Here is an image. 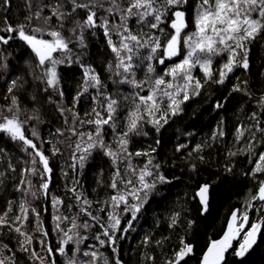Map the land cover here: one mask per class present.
Here are the masks:
<instances>
[{
	"label": "snow or ice",
	"instance_id": "obj_1",
	"mask_svg": "<svg viewBox=\"0 0 264 264\" xmlns=\"http://www.w3.org/2000/svg\"><path fill=\"white\" fill-rule=\"evenodd\" d=\"M4 4L8 0H3ZM107 3V7L105 4ZM189 0H127L126 5H122L120 0H56L55 4H41L39 10L35 13L36 19H41V14L45 9H50L49 15L43 16V21L48 24L55 18L59 23V28L31 27L30 24H20L13 27L5 21V27L0 29L9 35H0V43L8 45L12 40L22 42L30 50L32 59L25 61L24 71L32 76L34 81H39L44 85L42 91L58 94L61 100L64 97V91L61 88V76L58 67L61 65L71 66L77 64L82 70V84L77 95L73 97L74 104L79 102L89 89H95L96 94L92 96L93 102L103 100L99 104L101 110L92 109L91 113L85 115L94 116L93 119L80 120L78 113H73V122L79 124H90L94 126V131L77 132L75 127L70 131L73 135H78L80 141L76 143V152L81 153L77 156L73 154V160H79L80 167L92 155L94 150H100L110 158L115 168L109 187L113 194L104 201L111 210L107 211L108 225L103 229L100 235L107 237V240L101 239L100 235L96 237L101 246L106 243L109 246L116 245L115 232L120 230L121 215L118 210L124 214H130L131 219L127 222V227L123 228L127 232L132 227V222L137 219V214L141 212L145 204L157 188V183H168L170 181L159 172L160 165L154 164L152 153L156 151L151 148L145 151L129 152L128 144L132 134H141L140 129L145 124H150L157 132L168 123L171 116L182 111L181 105L188 101L192 96L200 94L204 84L208 82L224 84L229 75L239 67L244 70L249 68L250 45L259 39H264V0H197L192 23L194 30L186 32L189 27L187 12L185 6ZM78 10H84L86 16L83 20L76 18ZM103 10L106 16L98 15V11ZM109 17H118L116 23H112ZM135 18L136 23L140 25V30L134 31L129 27V21ZM26 19L30 22L33 16ZM71 24V27L65 28V22ZM165 28L170 31L166 32ZM101 29L113 60L106 65L105 71L109 73V79L114 84L128 85L133 91L125 95V101H131L132 107L127 112L124 127L125 130L117 133V118L120 109V100L107 93L105 85L96 69L85 64L81 55H76L73 59V50L70 44L74 42L79 48H87L85 42V31H91L96 35L95 30ZM147 29V31H145ZM65 31L70 35H65ZM15 35H11V34ZM117 39H113V37ZM164 37L163 41L161 37ZM48 37V38H45ZM59 53L60 55H55ZM183 56L179 62L168 65L162 75L156 74V65H165L166 61H172L173 58ZM215 57H225L220 67L214 68ZM0 63V68L8 69L7 58ZM145 71L144 79L137 78V71ZM199 69L203 73V82L198 79L193 70ZM239 79V78H237ZM27 80L22 75H17L10 79L7 86V94L4 99L9 100L10 104L0 106V133L7 134L13 141H21L32 150V164L42 167H32L25 169L21 173L19 184L15 190L22 194L18 204L19 214L9 217L13 212L12 205L14 201L8 202L7 210L0 214V228L7 227L10 232H15L24 240L20 241L21 250L29 252L26 244H31L32 237L28 235L25 228L29 213H35L39 220V213L31 207L26 197L30 194L37 196V191H33V185L29 175H38L42 183L39 191L42 195L49 194V183L52 169L49 166V158L44 154L42 148L25 135L24 125L28 120H39L38 115L27 116L21 119L23 110L20 108L19 97L14 94L17 90H23ZM246 85L247 81H242L233 85V92L246 90L241 87ZM146 92V94H141ZM33 100L35 96L31 97ZM50 103H56L48 96ZM222 105L217 104L219 108ZM264 108V104H262ZM57 111L64 115L65 109L57 104ZM255 121L252 126L256 132L264 134V127H261V121L257 112H253L249 117ZM67 123V118H65ZM108 126L115 135L117 149L114 150L111 144L105 142L104 129ZM57 133L63 135L59 129ZM251 133L255 139V132L249 127H238L236 130V142L245 136V133ZM147 135L146 132L142 133ZM223 136V131L219 132ZM31 136L37 140L40 139L39 133L35 128L31 130ZM216 138L213 134L212 139ZM159 143V141H157ZM83 145V146H82ZM180 147H184L181 145ZM177 148V151L180 150ZM26 149V150H27ZM255 145L248 143L246 148H240L229 152V156L248 154L249 162L254 163V167L245 175L258 180V188L255 194L250 195L246 208L241 211L236 209L232 212L228 222L227 229L220 239L210 240L206 251L203 253L200 264H226V254L231 250V255L236 257L241 264L260 244L264 238V151L258 154L254 151ZM201 145H197L195 151L200 152ZM59 152L58 148L53 147L52 154ZM133 157H146V162L142 167L133 165ZM255 157V160H252ZM201 161L203 156L198 157ZM126 165L122 172L119 164ZM76 167L75 164L72 165ZM191 171H196V165L192 164ZM227 172L232 168L227 167ZM74 183H78L75 181ZM73 193L74 199L81 203L79 214L89 217L91 220L100 223V217L93 215L89 210L91 202L77 193V189L72 187L68 189ZM212 194V184L205 182L197 186L192 194V199L197 200L201 214L206 213L209 208ZM253 201L260 202V219L255 222L250 220L249 210L254 208ZM53 207L62 205L63 200L53 197ZM100 212L105 208L101 207ZM78 214V215H79ZM179 214L171 218L170 227L177 224ZM56 231L60 233L59 246L55 251L61 255H67L66 248L70 244L77 247L73 251L72 258L66 261V264H97L99 259L96 251H85L82 254L90 257L89 260L80 262L75 256L80 251L78 245L87 237H82L80 229L87 230L90 225L87 220L83 223L78 222L77 216H56ZM193 221H189L191 227ZM61 225H64L62 227ZM39 227V224H38ZM111 230V231H110ZM47 236V233L44 232ZM41 241V244H44ZM157 243H160L159 241ZM182 245L174 252L173 258L166 261V264H181L185 257L193 252V246L181 239ZM7 248V245L3 246ZM47 252L52 255L53 249L47 247ZM113 253L117 252V247H112ZM31 259H36L44 264V257L40 256L34 249L31 251ZM148 259H154L148 257ZM0 264H17L12 256L0 255ZM52 264H55L53 260ZM105 264H108L105 258ZM115 264H121L119 258Z\"/></svg>",
	"mask_w": 264,
	"mask_h": 264
},
{
	"label": "trees",
	"instance_id": "obj_2",
	"mask_svg": "<svg viewBox=\"0 0 264 264\" xmlns=\"http://www.w3.org/2000/svg\"><path fill=\"white\" fill-rule=\"evenodd\" d=\"M55 2L56 0H8V3L4 4L3 0H0V29L5 27V21L13 27L20 24H30L31 27L59 28V23L55 18L48 24L43 21V16L49 15L50 9L44 10L41 19L35 18V13L41 4H55ZM126 2L127 0H120L122 5H126ZM196 3L197 0H189L185 6L189 24L186 32L189 33L194 30L192 20ZM105 6L107 7V3ZM74 15L83 20L86 12L78 10L77 14ZM98 15L106 16L107 13L99 10ZM28 16H33L30 22L26 19ZM109 19L112 23L118 21V17H109ZM68 27H71V24L66 21L65 28ZM129 27L137 32L140 30V25L136 23L135 18L129 21ZM165 31L170 30L165 28ZM95 32L96 35H92L91 31H85L87 48L81 49L75 42L70 44V48L73 50V59L76 55H81L82 61L92 65L100 74L102 82L107 85V93L120 100V109L116 121V132L119 133L125 130V118L132 107L131 101H125L123 97L131 93L133 89L128 85L114 84L109 79V73L105 71V68L108 62L113 60V54L107 46L102 30L96 29ZM0 35L7 36L9 34L0 31ZM65 35L70 34L65 31ZM113 39L117 38L114 36ZM161 39L163 41L164 37L162 36ZM249 47L251 52L253 44ZM55 55L59 56L60 54L56 53ZM5 57L7 58L8 69L0 68V106L6 108L10 104V99H4L5 95H8L7 86L10 79L17 75L24 76L27 80L25 88L14 92L19 97L20 108L23 110L21 119L31 115L39 116V120H28L24 125L25 135L42 148L44 154L49 158V166L52 169L49 194L47 196L41 194L39 220L36 217L32 232L37 245L40 247L41 256L44 257V264H52L53 260L55 264H66V261L72 258L73 251L77 247L75 244L68 245L66 248L67 255H61L55 251L59 246L60 238V233L56 231L57 221L54 219L56 216H77L79 223L88 221L90 227L87 230L80 229L81 236L87 237L78 245L80 251L76 253L75 258L80 262L90 259V257L84 256L83 252L96 251L99 257L97 264H105V258H107L108 264H115L117 258L120 259L121 264H166V261L172 259L174 252L182 246L180 241L183 239L193 246V256L181 264H198V257L203 254L210 240L218 239L223 233L232 212L235 209L243 211L250 195L255 194L258 188V180L245 175L249 172L248 169H245L234 182H224L217 187L208 211L199 220H195L194 200L188 188L180 184L178 177L167 178L161 171L158 159L161 136L177 118H185L190 121L185 130L190 131L191 135L182 138L180 144L184 146L181 149L187 150L188 155L194 161L207 164L215 146H218L224 150L223 167L226 169L237 160L247 157V154L229 156L228 153L246 148L249 142L255 145L254 151L257 154L264 151V134L256 132L255 128L252 127L255 121L249 119L254 111L257 112L261 121L260 126L264 127V108H262V104H264V67L256 76H252L250 66L248 70L237 67L224 84L212 82L204 84L200 94L192 96L183 103L181 105L182 111L174 116L170 115L168 123L159 132L150 124H145L140 129L141 134L130 136L128 151L134 153L155 148L156 151L152 153L153 163L160 165L159 172L170 182L157 183L155 192L141 212L137 214V219L132 222V227L127 232L122 229L127 227V222L131 216L118 210L121 215V225L120 230L115 232L116 245L109 246L106 243L101 246L96 237L103 231L100 224L107 227L109 223L107 211H110L111 208L105 205L104 201L113 194L109 184L115 168L110 158L100 150H94L84 162V166L80 167L79 160H73L74 153L77 156L81 154L75 149L80 137L73 135L70 129L75 127L78 133L94 131L93 125L74 123L73 113H78L80 120L93 119L94 116L85 115V113H91L93 108L98 111L101 110L99 104L103 103V100L93 102L92 96L96 94V90L89 89L80 97L79 102L74 104L73 97L77 95L80 90L79 86L82 84V70L77 64L58 67L61 76V88L64 91V97L61 100L58 94L52 92L51 89L49 93H44L42 91L44 85L39 81H34L32 76L24 71L25 61L32 59L34 63V58L22 42L14 39L8 45L0 43V63L4 62L3 58ZM182 58L183 56H179L173 58L172 61H166L163 68H159L157 64L156 74L162 75L168 65L179 62ZM248 58L250 63V57ZM224 59L225 57H215L213 67L218 69ZM193 74L203 82V73L199 69H194ZM144 76L145 71L143 69L137 71L138 79H144ZM245 80L247 84H241V87L246 90L247 94L244 91H232L233 85ZM141 94H146V92ZM49 95L56 103L49 102ZM32 96H35L36 99L33 100ZM57 104L70 111H65L64 115H61L57 111ZM217 104L222 106L217 108ZM205 114L207 118L197 128H194L196 122ZM65 118H67V123H65ZM241 126L252 128V131L255 132V139H252L251 133L246 132L245 136L237 143L236 130ZM33 128L39 133V140L31 136ZM57 129L63 132V135L57 133ZM220 131H223V136L219 135ZM144 132L147 133L146 136L142 134ZM214 133L216 138L212 139ZM104 139L106 143L111 144L114 150L117 149L115 135L108 126H105L104 129ZM197 145L202 146L200 152L195 151ZM53 147L59 149L55 155L52 154ZM26 149L27 146L23 142L13 141L7 134L0 133V193L7 192L8 199L15 201L17 205L22 198V194L15 190L21 179V173L25 169L41 167L32 164V150ZM199 156H203L204 160L201 161ZM252 158L254 161L255 157ZM146 159V157H133L132 163L137 167H142ZM73 164L76 165L75 168H73ZM118 166L122 172L126 167L124 163H120ZM32 176L34 175H29L27 178L30 179ZM259 178L264 179V176ZM75 181L78 183H74ZM72 187H75L78 194H82L91 202L89 210L93 215L100 217L99 224L89 217L79 214L82 205L74 199L73 193L68 191ZM53 197L63 200L64 203L53 207ZM256 206L260 208V204L256 203L254 208L249 210V217L253 222L260 219L262 214L256 210ZM101 207L105 208L104 212L99 211ZM177 213L179 214L177 224L170 227L171 218ZM17 214L19 213L16 212ZM189 221H193L191 227H189ZM61 226L64 227V225ZM44 232L47 233V236L44 235ZM100 238L107 240V237L102 235ZM41 241L45 243L41 244ZM158 241L160 243H157ZM0 244L7 245L10 255L17 264H41L30 258V250L29 252L21 250L20 243L9 230L0 228ZM49 246L53 249L52 255H49L46 250ZM112 247H117L116 253H113ZM148 257L154 259H148ZM226 264H241V262L230 252L226 256ZM243 264H264V238L261 239L259 246L244 259Z\"/></svg>",
	"mask_w": 264,
	"mask_h": 264
},
{
	"label": "rangeland",
	"instance_id": "obj_3",
	"mask_svg": "<svg viewBox=\"0 0 264 264\" xmlns=\"http://www.w3.org/2000/svg\"><path fill=\"white\" fill-rule=\"evenodd\" d=\"M252 51L249 52L250 63L252 76H256L264 67V39H259L254 41ZM205 114L198 122H196L194 128H197L199 124L202 123L207 117ZM190 123L185 118L175 119L165 130L161 136L160 149L158 153V159L161 165V171L166 175L167 178L178 177L180 178V184L188 188L190 195L192 196L194 190L198 185L205 182L212 184V194L210 201L213 200L217 187L224 182H234L237 177L245 170L254 167V163L249 162V155L247 157L237 160L232 166V171L227 172L223 167L225 153L221 147L215 146L213 154L210 158V161L207 164L194 161L189 155L187 150L181 149L180 141L185 136H190L191 132L186 131V126ZM180 147V150L177 151V148ZM247 147V146H246ZM253 159V158H252ZM196 165V171H191V165ZM42 167V166H41ZM33 191H37V196L32 197L30 194L27 196V201L31 207L36 209L38 213L40 211V201H41V192L39 191V186L42 183L40 176L34 175L30 178ZM11 201L8 199V194L0 193V214L7 210L8 202ZM15 202V201H14ZM13 212L9 213V217L15 216L18 212L17 203L12 205ZM258 208L257 206L255 207ZM193 212L195 220L201 218V209L197 200L193 202ZM36 219L35 213H29L28 222L23 229L32 237L31 244H26L30 252L34 249L41 256L40 247L36 243V238L32 235L34 230V223ZM1 229L8 230L7 227ZM13 237L18 241L24 240V237H21L15 232H11ZM0 255L2 256H11L8 248H4L0 244ZM36 260V259H35ZM41 263L39 260H37Z\"/></svg>",
	"mask_w": 264,
	"mask_h": 264
},
{
	"label": "water",
	"instance_id": "obj_4",
	"mask_svg": "<svg viewBox=\"0 0 264 264\" xmlns=\"http://www.w3.org/2000/svg\"><path fill=\"white\" fill-rule=\"evenodd\" d=\"M188 19V18H187ZM158 66H159V68H163L164 67V65H159L158 64ZM256 203H259L260 204V202H258V201H253V204H256ZM210 204V203H209ZM236 210V209H235ZM205 215V213H203V214H201V216H204ZM232 215V214H231ZM231 215H230V217H229V219H228V221H227V223H226V226H225V229H224V231L227 229V225H228V222H229V220H230V218H231ZM224 231H223V233H224ZM223 233L221 234V236L218 238V239H220L221 237H222V235H223ZM205 251H206V249H205ZM204 251V252H205ZM203 252V253H204ZM231 252V250L229 251V253ZM229 253H227V254H229ZM227 254H226V256H227ZM193 256V252H192V254H190L189 256H187V257H185V260L187 259V258H189V257H192ZM202 256H203V254L201 255V256H199L198 257V264H200V262H201V259H202ZM226 259V258H225ZM184 260V261H185ZM183 262V261H182ZM181 262V263H182Z\"/></svg>",
	"mask_w": 264,
	"mask_h": 264
}]
</instances>
